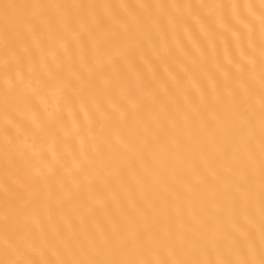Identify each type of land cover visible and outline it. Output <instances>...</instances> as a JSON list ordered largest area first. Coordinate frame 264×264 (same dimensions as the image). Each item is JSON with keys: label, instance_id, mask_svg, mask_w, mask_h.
<instances>
[{"label": "bare ground", "instance_id": "1", "mask_svg": "<svg viewBox=\"0 0 264 264\" xmlns=\"http://www.w3.org/2000/svg\"><path fill=\"white\" fill-rule=\"evenodd\" d=\"M0 264H264V0H0Z\"/></svg>", "mask_w": 264, "mask_h": 264}]
</instances>
